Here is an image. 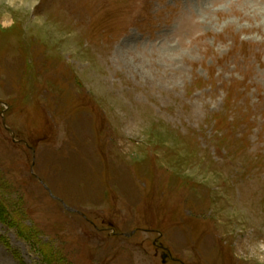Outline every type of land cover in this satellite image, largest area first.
Wrapping results in <instances>:
<instances>
[{"label":"rangeland","instance_id":"rangeland-1","mask_svg":"<svg viewBox=\"0 0 264 264\" xmlns=\"http://www.w3.org/2000/svg\"><path fill=\"white\" fill-rule=\"evenodd\" d=\"M0 264H264V0H0Z\"/></svg>","mask_w":264,"mask_h":264},{"label":"water","instance_id":"water-1","mask_svg":"<svg viewBox=\"0 0 264 264\" xmlns=\"http://www.w3.org/2000/svg\"><path fill=\"white\" fill-rule=\"evenodd\" d=\"M167 256H168V255H166V254L163 256V261H164V262H166V260H167Z\"/></svg>","mask_w":264,"mask_h":264}]
</instances>
